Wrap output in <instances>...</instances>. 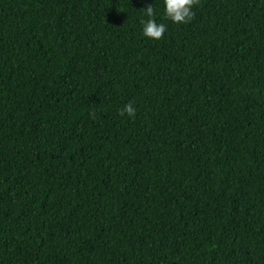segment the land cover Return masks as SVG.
<instances>
[{
  "label": "trees",
  "instance_id": "16d2710c",
  "mask_svg": "<svg viewBox=\"0 0 264 264\" xmlns=\"http://www.w3.org/2000/svg\"><path fill=\"white\" fill-rule=\"evenodd\" d=\"M193 11L0 0V264H264V0Z\"/></svg>",
  "mask_w": 264,
  "mask_h": 264
},
{
  "label": "clouds",
  "instance_id": "9594fccd",
  "mask_svg": "<svg viewBox=\"0 0 264 264\" xmlns=\"http://www.w3.org/2000/svg\"><path fill=\"white\" fill-rule=\"evenodd\" d=\"M200 0H164L165 17L176 24H187L194 19L195 13L193 6L198 5ZM145 14L149 17L147 21L142 20L143 35L149 39H162L166 31V25L157 23L154 19L155 10L152 4H147L144 7ZM136 113L135 107L129 102L120 111L119 114L128 117H134ZM91 115V114H90Z\"/></svg>",
  "mask_w": 264,
  "mask_h": 264
}]
</instances>
